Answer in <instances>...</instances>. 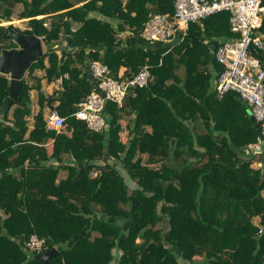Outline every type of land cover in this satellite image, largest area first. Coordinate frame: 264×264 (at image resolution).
<instances>
[{
    "label": "trees",
    "instance_id": "obj_1",
    "mask_svg": "<svg viewBox=\"0 0 264 264\" xmlns=\"http://www.w3.org/2000/svg\"><path fill=\"white\" fill-rule=\"evenodd\" d=\"M174 2L0 0V51L17 48L1 24L19 5L24 33L47 48L28 71L35 84L22 82V103L0 122V264H44L25 250L32 235L45 253L57 249L48 264H264V151L238 94L215 90V52L235 37L230 13L190 24L172 48L142 44L146 23L172 16ZM65 38L80 46L63 58L54 46ZM253 54L264 65V51ZM94 61L120 81L146 66L151 75L122 105H105L101 131L74 116L96 88ZM43 80L57 87L45 92ZM9 85L0 74V107ZM46 109L65 118L60 133Z\"/></svg>",
    "mask_w": 264,
    "mask_h": 264
},
{
    "label": "built area",
    "instance_id": "obj_2",
    "mask_svg": "<svg viewBox=\"0 0 264 264\" xmlns=\"http://www.w3.org/2000/svg\"><path fill=\"white\" fill-rule=\"evenodd\" d=\"M264 0H175L174 13L155 14L146 23L142 38L148 43H170L175 39L184 40L189 26L222 11L230 13V31L235 35L220 44L215 52V60L222 72L215 82L218 98L229 92L237 93L251 110L252 116L261 125L264 136V65L253 52L264 51V36L260 32L264 19ZM45 26L49 27V23ZM96 88L84 102L79 104L74 116L94 131L107 128L103 116L108 102L122 105L131 88L148 85L151 75L144 67L129 81L117 80L110 76L109 68L99 61L90 67ZM49 130L60 133L65 124L56 109L46 114ZM264 142V140H263ZM258 139L255 148L260 149ZM25 250L33 255H42L47 250L45 239L32 235L25 243Z\"/></svg>",
    "mask_w": 264,
    "mask_h": 264
},
{
    "label": "water",
    "instance_id": "obj_3",
    "mask_svg": "<svg viewBox=\"0 0 264 264\" xmlns=\"http://www.w3.org/2000/svg\"><path fill=\"white\" fill-rule=\"evenodd\" d=\"M7 28L6 34L2 37L3 40L12 41L17 45L14 49H3L0 51V74L9 77V94L4 99L0 107V122H3L5 114L11 109L14 104L22 103L20 93L23 87L22 82L25 80V75L31 68L32 64L37 63L44 55L43 42L40 37L35 35L18 32L10 25H5ZM248 114L251 116V121L254 128L257 130L259 139L262 141L260 149L255 148V152L264 151V136L259 127V123L252 116V112L248 109ZM58 254L56 248L42 255H35L34 259L48 264L49 261Z\"/></svg>",
    "mask_w": 264,
    "mask_h": 264
},
{
    "label": "rangeland",
    "instance_id": "obj_4",
    "mask_svg": "<svg viewBox=\"0 0 264 264\" xmlns=\"http://www.w3.org/2000/svg\"><path fill=\"white\" fill-rule=\"evenodd\" d=\"M22 10H23V6L19 5L17 7V9H16V15L14 16V19L11 22H4L1 25L5 26L7 24H10L14 28L20 29L21 32H24L26 30V28H27V19H23V20L17 19L18 18V16H17L18 13L20 11H22ZM54 48H56V49L58 48V51L60 50V46L58 47V45H55ZM43 50H44V56H45L47 48H46V46L44 44H43ZM34 73H35L34 76H38V77L44 76V72L42 70H36ZM25 80H27L30 85H32V84L34 85L35 84V80L33 79V76H30L28 74V72L25 75ZM42 85L45 88V92H47L48 90L46 88L48 86V83L45 80H43L42 81ZM31 97H32V116L28 118L29 126L32 125L33 116L37 113V110H38V106L36 105V99H37L36 91H33L31 93ZM48 111L49 110H47V109L44 111L45 115L48 113ZM139 157H141L143 160L147 159V156L145 154H143V155L138 154L136 158H139Z\"/></svg>",
    "mask_w": 264,
    "mask_h": 264
},
{
    "label": "crops",
    "instance_id": "obj_5",
    "mask_svg": "<svg viewBox=\"0 0 264 264\" xmlns=\"http://www.w3.org/2000/svg\"><path fill=\"white\" fill-rule=\"evenodd\" d=\"M128 33V32H127ZM125 36V35H124ZM178 43H180V42H178V39H175L174 41H172V42H170V43H166L165 44V47H170V48H172V47H174L175 45H177ZM219 42H216V41H213V42H209V45L210 46H212V47H215L217 44H218ZM142 44H144V45H150V46H154V44H147L146 42H142ZM80 46V43H78V42H76V41H73L72 39H70V38H65L63 41H62V43L60 44V50L57 52L58 53V55L60 56V57H65L64 55H65V53L66 52H73L76 48H78ZM213 58V57H212ZM124 71H125V68H121V70H120V72H119V76H122L123 75V73H124ZM55 87H57V85L55 84H52V85H48L47 86V90H48V92L49 93H51L52 91H53V89ZM53 88V89H52ZM45 89V88H44ZM38 111V110H37ZM187 124H189V126H192L193 125V123H192V121L191 120H188L187 122H186ZM31 128V127H30ZM147 131L148 132H150V128L148 127L147 128ZM172 146L173 147H175V146H177V147H180L181 146V142H179V141H172Z\"/></svg>",
    "mask_w": 264,
    "mask_h": 264
}]
</instances>
